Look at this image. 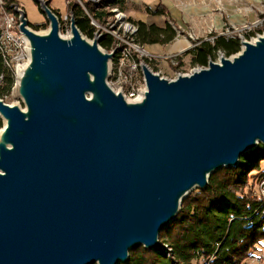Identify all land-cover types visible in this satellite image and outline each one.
<instances>
[{
	"label": "water",
	"instance_id": "water-1",
	"mask_svg": "<svg viewBox=\"0 0 264 264\" xmlns=\"http://www.w3.org/2000/svg\"><path fill=\"white\" fill-rule=\"evenodd\" d=\"M39 3L48 34L25 14L20 25L28 112L0 99V264H118L133 247L159 249L190 191L264 145V36L173 80L142 65L147 91L129 103L106 83L100 38L87 43L74 18L62 38Z\"/></svg>",
	"mask_w": 264,
	"mask_h": 264
},
{
	"label": "trees",
	"instance_id": "trees-1",
	"mask_svg": "<svg viewBox=\"0 0 264 264\" xmlns=\"http://www.w3.org/2000/svg\"><path fill=\"white\" fill-rule=\"evenodd\" d=\"M10 9L11 2L5 0ZM51 0H47V4ZM123 0H102V4L118 3ZM91 15L100 18L95 5L84 2ZM58 12L55 9H53ZM72 11L80 32L94 36V27L89 17L76 0L67 5ZM96 10V11H94ZM164 14L160 5L153 10ZM137 26L136 41L140 44H164L172 41L177 34L168 22L164 27L132 20ZM37 29V27H34ZM103 49H109L111 40L102 35L98 41ZM215 50L225 54L237 52L236 39L215 36L212 41L202 40L191 51V61L207 66L208 59ZM0 66L3 65L0 59ZM5 85L0 88V96L8 93L13 83L11 74L3 68ZM1 126V118H0ZM264 145L259 143L254 149L240 157L233 167H221L213 172L204 189L195 188L182 199L175 218L159 232V241L164 245L159 249L133 247L128 252V260L118 264H244L264 241V200L253 193L250 181L264 179ZM253 171L255 172L253 174Z\"/></svg>",
	"mask_w": 264,
	"mask_h": 264
},
{
	"label": "rangeland",
	"instance_id": "rangeland-1",
	"mask_svg": "<svg viewBox=\"0 0 264 264\" xmlns=\"http://www.w3.org/2000/svg\"><path fill=\"white\" fill-rule=\"evenodd\" d=\"M17 5H19L23 11L26 14V18L29 22V24L31 25V28L34 31H43L45 29H47L48 24L46 23V17L45 14L41 11L40 8V3L37 0H15ZM256 0H217L216 6L218 8H220V12H221V19H222V23L221 26H219L218 28L214 27V28H210V29H200L197 27V30H193L190 29L187 25L184 26L183 25V30H180V34L181 35H185L186 39L182 38V41H187V42H178L177 44H175L173 47H168V48H162L160 46H152V45H140L137 41H136V35H133L132 38H134L133 43L136 44L137 46H139L141 48V50L138 52H135L134 50V54L136 55L137 59H135V62L137 64V69L136 72L134 74H141V68H140V62L143 63V65H146L147 68L149 70H151L152 72L154 71V73L158 74L161 78H165L167 80H173L176 77L180 76V75H187L192 73L193 71L199 70L205 66L200 65L198 63H194L191 61V51L194 48L195 45H197L198 43H200L202 40H210L211 37L218 35V36H222V33H225L227 31H233L231 29V24H235L237 27L240 26L243 22H247L250 21L253 18V13H249L247 16L243 15V8L246 4H256L255 3ZM116 5H118L117 7L122 11L125 12L127 14V16L131 19H134L127 11H125V9H123V6H120L118 3H114ZM115 5V6H116ZM49 6L51 9H55L58 11L56 12L57 14L60 13H64L67 10V4H66V0H51L49 3ZM239 9L241 10L242 14L239 13ZM55 12V11H54ZM55 13V14H56ZM102 13V12H101ZM124 14V13H123ZM113 13L109 10V8H104L103 9V15H102V23H105V26H107V29H109V32L112 33L113 39H115V41H118L117 37L114 36V33L117 32L120 36L124 35V31H123V23L124 21L130 23L131 25H133L136 28V32L137 33V26L132 23L128 17L125 15V20H118L115 22H113L111 20ZM236 16V19H233V22L230 20L231 16ZM105 20V21H104ZM135 20V19H134ZM104 21V22H103ZM44 23V24H43ZM33 26V27H32ZM37 27V29H35L34 27ZM43 26V27H42ZM100 28H96L94 27V34H97V30L99 32L102 31V27L101 25H99ZM115 27V28H114ZM117 28V29H116ZM122 28V29H121ZM65 31H61L60 32V36L62 38H67V34L70 32V27L69 25L65 26ZM234 35H236L238 33V31H234L231 32ZM103 35H106L103 33ZM102 36V35H101ZM82 37L87 40V41H93L95 40V37H88L84 34H82ZM123 37V36H121ZM114 41V42H115ZM189 44L190 46L188 47V49H181L185 44ZM112 42L110 43V47L109 49H107L108 51L113 50V46L111 47ZM99 48L106 52V49H103L99 43H98ZM240 46V44H239ZM179 50V51H178ZM146 51L155 55H166L169 57H172L170 55L172 54H178V56L176 57L175 60H173V58H168L166 57V59L164 60H157V61H153L149 59V55L146 54ZM239 51V50H238ZM237 51V52H238ZM237 52L234 51V53L236 54ZM118 51H115V54L113 57H115L114 59H118ZM234 53H231L229 55L225 54L222 50H215L213 51V53L210 56V59H208L210 61L213 62H218V60L220 61V59L223 57L225 58H229L230 56H232ZM172 61L176 62L173 63ZM208 65V64H207ZM111 67H113V61L111 62ZM110 70V63L108 61V71ZM16 78V75H15ZM15 78H13V83L12 85H14V81ZM110 84V78L107 81ZM111 86V85H110ZM142 87H144V82L142 79ZM3 97V102L7 103V104H12L15 105L17 107H19L21 110L26 109V104H25V100L23 98V96H21L18 92H8L6 95L4 96H0V98ZM87 99H92L93 98V93L92 92H88L86 94ZM1 118V127H3L4 121L3 118ZM260 168H264V162H260ZM255 172L253 171V174ZM254 186H253V193H255L258 196L257 190H258V181H256L254 178L252 180H250ZM259 197V196H258ZM260 198V197H259ZM262 200H264V198H261ZM260 259L262 261H264V241L261 243V245L257 246V249L253 252V254L248 257L245 260L244 264H257V261H255L254 259Z\"/></svg>",
	"mask_w": 264,
	"mask_h": 264
},
{
	"label": "built area",
	"instance_id": "built-area-1",
	"mask_svg": "<svg viewBox=\"0 0 264 264\" xmlns=\"http://www.w3.org/2000/svg\"><path fill=\"white\" fill-rule=\"evenodd\" d=\"M38 1L42 3V0ZM76 1L80 4L86 16L89 17L91 25H101L102 33L106 34L113 43V51H120V58L113 59V67H110L111 89L116 94H121L125 101L129 103H137L142 101L145 92L147 91V87H142V79H144L143 72L141 74L133 73V59H137L136 55L134 54L135 46H127V43L114 42L115 39H113L112 33L108 32L107 26H105V23H102L103 10L101 17L97 18L91 15V13L87 10L86 6L84 5V2L86 0ZM214 1L217 3V0ZM4 3H6L5 0H0V24L2 26L0 53H3L4 59H12L11 74H16V85H11L9 90L10 93L15 91V88L17 87L19 82V77L21 75L20 72H22L23 67L28 62H30L31 46L26 35L24 36V38H17L15 18L8 16L7 12L4 11ZM255 3L256 4L250 5L246 4L244 7H242L244 16H247L249 13H253L254 16L250 21L243 22L238 27L233 23L230 26L233 31H227L221 34L225 38L236 39L240 44V51L244 48V42L255 43L259 39V37L264 36V32L262 31V20L264 19V0H256ZM11 4L17 5V3L15 2H11ZM17 9L23 10L19 5H17ZM216 10L221 13L220 8L217 7ZM239 11V13L242 14L240 9ZM23 14H25L24 11ZM56 17L58 19L60 35L61 31H65V26L70 25L71 18H74V16L73 14H71L70 10H66V12L60 13V15ZM25 19H27L26 14ZM26 28L33 30L29 23L26 25ZM234 31H238V33L233 36L231 32L234 33ZM70 36L71 34H67V38H69ZM215 36L211 37L209 41H212ZM94 37L97 38V34H94ZM107 53H110L112 55L111 52ZM146 54L150 55L151 60H153L154 62L157 60H164L166 59V57L173 58V60H175L178 56V54L170 55L172 57L167 56V54L155 55L147 51ZM172 62L176 63L174 61ZM5 77L6 75H4L3 73V68L2 66H0V88H3L5 85ZM0 99L4 101L3 97H1ZM256 193H258V196L260 198H262V195H264V180L260 179L258 181V190ZM254 260L257 261V264H264V261L260 260L259 258Z\"/></svg>",
	"mask_w": 264,
	"mask_h": 264
},
{
	"label": "crops",
	"instance_id": "crops-1",
	"mask_svg": "<svg viewBox=\"0 0 264 264\" xmlns=\"http://www.w3.org/2000/svg\"><path fill=\"white\" fill-rule=\"evenodd\" d=\"M119 5L123 6V9L136 21H143L151 25L155 24L158 27H164L166 22L171 24L177 32L172 41L164 44H145L162 48H171L179 41L187 42L182 41V38L186 39V36L180 34V30L184 29L183 25L197 30V27L200 29L218 28L222 23V15L216 10L217 6L214 0H123ZM158 5L165 10L164 14L153 13ZM123 13L127 16L125 12ZM128 19L131 18L128 17ZM233 19H236V16L232 15L230 17L232 22ZM189 44L186 43L181 49H188Z\"/></svg>",
	"mask_w": 264,
	"mask_h": 264
},
{
	"label": "bare ground",
	"instance_id": "bare-ground-1",
	"mask_svg": "<svg viewBox=\"0 0 264 264\" xmlns=\"http://www.w3.org/2000/svg\"><path fill=\"white\" fill-rule=\"evenodd\" d=\"M47 0H42V3L43 2H46ZM72 1V0H66V4L68 5L69 2ZM91 2H93V4L95 5V8L98 12H102V10L105 8H109V10L113 13L112 17H111V20L113 22L116 23V21L118 20H125V15L123 14V12L117 7L118 5L116 4H113V3H108L106 2V5H103L102 4V0H89ZM116 5V6H115ZM94 10V11H96ZM4 11L7 12V15L8 16H11V17H14L15 18V28L17 29V38H24L25 34L21 31L20 29V25L22 24V15H23V10H18L17 9V5H14V4H11L10 6V9H8L6 7V4L4 3ZM53 11V10H52ZM71 14H72V11H70ZM53 13L55 14V12L53 11ZM60 14H55V16H59ZM105 18V17H104ZM102 18V19H104ZM105 21V20H104ZM103 21V22H104ZM46 23L48 24V21L46 20ZM123 23V31H124V35H121L123 37H121L117 32L114 33V36L117 37L118 41H115L117 43H127V46H135L134 47V50L135 52H139L141 50V48L139 46H137L136 44L133 43L134 41V38H132L133 35H135L136 33V28L131 25L130 23L124 21L122 22ZM93 27H96V28H100L99 25H92ZM70 27V25H69ZM115 28V27H114ZM71 29V28H70ZM117 29V28H116ZM122 29V28H121ZM262 31L264 32V19L262 20ZM49 32V25L47 27V29L45 30H41V31H37L35 32L36 35H47ZM108 32H109V29H108ZM97 33H98V36H97V40L98 38L101 37V35H103L102 31L99 32L97 30ZM68 34H71V30ZM1 36H2V26L0 24V40H1ZM71 37V36H70ZM96 39V38H95ZM87 41V40H86ZM87 43L89 44H92L94 43V40L93 41H87ZM113 46V43L111 45V47ZM1 47V46H0ZM113 48V47H112ZM106 52H111V51H108V50H105ZM113 51V50H112ZM240 52V46H239V51L235 54H233L232 56H230L229 58H232L233 56L237 55L238 53ZM112 53V57L109 59V63H110V67H111V62L113 61V59L116 57H113L114 54H115V51L111 52ZM117 54V53H116ZM119 54V55H118ZM118 59L120 58V51H118ZM150 56V55H149ZM223 57V55H222ZM0 59H1V63L3 65V68L8 71L10 74H11V69H12V59H4V55L3 53H0ZM149 59L151 60V56L149 57ZM210 61V60H209ZM220 61L218 60L217 63H219ZM30 63L31 62H28L22 69V72L20 77H19V81L20 79H22L26 73V71L30 68ZM143 65L142 62H140V67ZM107 66H108V63H107ZM208 66V65H207ZM206 67V66H205ZM203 67V68H205ZM136 69H137V64L135 62V59H133V73L136 72ZM142 71V70H141ZM151 71V70H150ZM154 72V71H153ZM156 74V73H155ZM15 75L16 74H11V76L13 78H15ZM37 77V76H36ZM110 78V70L108 71V77H107V80H106V83L107 85L111 88L110 84L107 82L108 79ZM89 79L91 81H93V77L91 75H89ZM14 80V79H13ZM143 82H144V87H146V82H145V79H143ZM14 85H16V78H15V81H14ZM19 90V82H18V85L17 87L15 88V91L14 92H18ZM9 105H12V104H9ZM24 113H27L28 112V109H24L22 110ZM3 121H4V124H3V127L0 128V144H4L6 147H10V144L7 143V141L5 142L4 141V134H5V131H6V127H7V119L6 118H3ZM264 180V179H262ZM262 197L264 198V195H262Z\"/></svg>",
	"mask_w": 264,
	"mask_h": 264
}]
</instances>
